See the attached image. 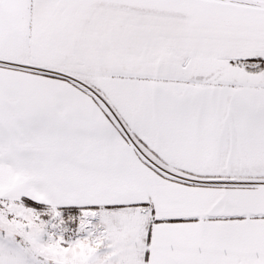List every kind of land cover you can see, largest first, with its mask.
I'll list each match as a JSON object with an SVG mask.
<instances>
[{
  "label": "snow or ice",
  "instance_id": "1",
  "mask_svg": "<svg viewBox=\"0 0 264 264\" xmlns=\"http://www.w3.org/2000/svg\"><path fill=\"white\" fill-rule=\"evenodd\" d=\"M0 264H264V0H0Z\"/></svg>",
  "mask_w": 264,
  "mask_h": 264
}]
</instances>
